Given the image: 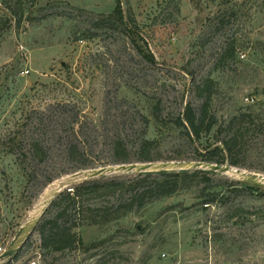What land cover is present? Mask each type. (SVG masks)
Segmentation results:
<instances>
[{
    "label": "rangeland",
    "instance_id": "374dc122",
    "mask_svg": "<svg viewBox=\"0 0 264 264\" xmlns=\"http://www.w3.org/2000/svg\"><path fill=\"white\" fill-rule=\"evenodd\" d=\"M21 2L0 0V254L61 184L111 188L85 196L76 250L43 251L35 227L0 264H264V188L206 171L210 183L191 176L128 211L136 172L72 179L118 166L116 140L131 163L144 139L154 163L199 162L240 116L253 131L234 168L264 177V0H120L124 23L115 0ZM209 92L217 125L191 140L178 119ZM230 208L244 212L230 220Z\"/></svg>",
    "mask_w": 264,
    "mask_h": 264
},
{
    "label": "trees",
    "instance_id": "16d2710c",
    "mask_svg": "<svg viewBox=\"0 0 264 264\" xmlns=\"http://www.w3.org/2000/svg\"><path fill=\"white\" fill-rule=\"evenodd\" d=\"M115 1L116 7L112 17L116 21L124 23L121 2L120 0ZM16 2L18 4L22 3L21 0H16ZM207 88L209 89L210 86L206 83L196 87L198 91H205ZM210 97L211 93L209 92L206 96V101L196 109L190 105H186L183 114L178 119L180 125L188 127L187 134L191 140L199 141L203 133H211L217 125L216 118L213 115H209L208 106ZM246 117H248V119H253V116L250 115ZM243 118L244 117L242 116L234 117L229 124L225 126L227 134L226 137L221 140V145L206 148L204 153L199 154L197 161L218 165L228 164L232 167H238L240 165L238 157L244 154L243 148L249 143L247 139L253 131V129L246 128L247 126H242V122L244 123ZM258 129L264 133V122L258 126ZM219 132L221 133V130H219ZM154 146L155 141L146 139L142 140L136 151L139 157L135 162L149 163L156 161V159L151 156V151L156 149ZM125 151L123 142L116 140L113 144V163L115 165L131 163V160L125 156ZM71 154H73V152ZM208 174V172L202 170L180 172L163 171L156 174L140 173L137 175L138 179L128 185V187L131 188V194L124 203L128 211H131L134 208L142 209L149 203L178 193L183 187L185 180L191 176L201 175L206 183H210L211 179ZM233 183H237V185L238 183L241 184L240 182ZM110 188L111 184L109 183L101 185L97 182H85L79 186H74L71 190L66 189L59 192L48 205L46 211H44L42 219L36 226V231L40 236L41 249L47 252L59 253L64 251L71 252L80 247L82 241L76 231L84 226V222L80 220V215L84 212V209H86V204L84 202L85 196L89 194H97L101 189ZM206 189H208L207 184L202 189V193H205L207 191ZM226 191L232 193L236 190L230 189ZM217 193L219 192H209L204 196L205 198L203 202L207 207L213 204L216 196H218ZM227 197V194L221 196V198L224 199ZM242 212H244V209L242 208H230L225 215L231 220L241 216L240 213ZM246 213L248 214L247 216L252 215L249 212ZM47 214L50 215L49 218L45 216ZM103 216H105V214H103ZM97 224L98 222L90 223V225Z\"/></svg>",
    "mask_w": 264,
    "mask_h": 264
},
{
    "label": "water",
    "instance_id": "95a60500",
    "mask_svg": "<svg viewBox=\"0 0 264 264\" xmlns=\"http://www.w3.org/2000/svg\"><path fill=\"white\" fill-rule=\"evenodd\" d=\"M189 170H204L211 173L219 174H230L237 177L238 181L258 188H264V177H259L256 175L246 174L245 172L228 165H218L214 163L206 162H149V163H131V164H120L118 166H109L105 168H99L97 170H91L86 172H80L72 176L75 180L79 177L83 179H95L105 175H111L116 173H130L136 172L140 173H158V172H180ZM68 184H61V186L50 192L46 202L40 213L36 214L30 221H28L22 228L17 240L14 244L8 248L5 252L0 254V261L5 260L19 251L21 246L26 242L29 235L33 232L37 226L41 215L44 213L45 209L52 202L55 196L61 192ZM40 214V215H39Z\"/></svg>",
    "mask_w": 264,
    "mask_h": 264
},
{
    "label": "bare ground",
    "instance_id": "6f19581e",
    "mask_svg": "<svg viewBox=\"0 0 264 264\" xmlns=\"http://www.w3.org/2000/svg\"><path fill=\"white\" fill-rule=\"evenodd\" d=\"M48 196H45V198H43V201L41 202V204L37 207V212L36 214L40 213V211L42 210L43 206H44V202H46Z\"/></svg>",
    "mask_w": 264,
    "mask_h": 264
},
{
    "label": "built area",
    "instance_id": "2783aa9c",
    "mask_svg": "<svg viewBox=\"0 0 264 264\" xmlns=\"http://www.w3.org/2000/svg\"><path fill=\"white\" fill-rule=\"evenodd\" d=\"M246 101H247V102H253V100H250V101H249V99H246Z\"/></svg>",
    "mask_w": 264,
    "mask_h": 264
}]
</instances>
